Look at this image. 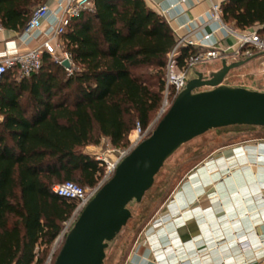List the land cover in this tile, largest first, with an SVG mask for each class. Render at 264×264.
<instances>
[{
    "label": "trees",
    "instance_id": "16d2710c",
    "mask_svg": "<svg viewBox=\"0 0 264 264\" xmlns=\"http://www.w3.org/2000/svg\"><path fill=\"white\" fill-rule=\"evenodd\" d=\"M45 0H0V27L23 30ZM62 35L71 72L44 53L41 67L0 80V264H53L49 250L75 202L52 192L66 180L93 187L103 169L82 149L101 138L124 146L136 122L159 110L176 36L144 0H93ZM237 30L264 24V0H225ZM196 50L180 47L178 61ZM256 127V126H251ZM60 248V247H59Z\"/></svg>",
    "mask_w": 264,
    "mask_h": 264
},
{
    "label": "crops",
    "instance_id": "0c3cea01",
    "mask_svg": "<svg viewBox=\"0 0 264 264\" xmlns=\"http://www.w3.org/2000/svg\"><path fill=\"white\" fill-rule=\"evenodd\" d=\"M144 1L175 36L190 31L197 39L217 27L207 17L209 0ZM48 28L44 21L37 38L25 43L22 30L0 27V54L35 47ZM213 36L220 45L235 42L223 30ZM161 210L155 220L161 225L147 227L122 264H264V136L221 147L185 177ZM241 242L248 243L244 251Z\"/></svg>",
    "mask_w": 264,
    "mask_h": 264
},
{
    "label": "water",
    "instance_id": "95a60500",
    "mask_svg": "<svg viewBox=\"0 0 264 264\" xmlns=\"http://www.w3.org/2000/svg\"><path fill=\"white\" fill-rule=\"evenodd\" d=\"M263 55L264 51L231 63L222 60L207 75L196 71L150 135L119 163L81 211L53 264H102L108 243L131 216L127 205L141 201L164 162L184 143L211 129L264 127V91L223 83L231 70ZM62 65L68 68L69 60Z\"/></svg>",
    "mask_w": 264,
    "mask_h": 264
},
{
    "label": "built area",
    "instance_id": "2783aa9c",
    "mask_svg": "<svg viewBox=\"0 0 264 264\" xmlns=\"http://www.w3.org/2000/svg\"><path fill=\"white\" fill-rule=\"evenodd\" d=\"M223 1L225 0H209L207 17L217 24L212 32L203 34L197 39L190 37V31L185 35L176 36V43L167 54L163 100L155 118L149 125L143 128L139 122H136L129 131L127 143L124 146L114 147L108 144L102 151L95 150L93 153L83 151L97 160L103 169L97 184L93 187L83 188L75 182L66 180L52 185L51 190L53 193L75 202L74 210L63 223L62 229L54 241L53 250L56 245L63 242L81 211L99 188L112 177L119 163L150 135L158 121L168 111L177 94L184 89L186 82L195 76L197 65L215 60L220 62L225 60L226 63H231L264 51V24L255 25L244 30L235 29L221 19V4ZM93 7V0H53L52 5L41 3L35 6L22 30L21 36L24 38L25 43L35 40L40 33L41 24L47 21L49 28L44 32L45 39L33 48L24 51L6 50L0 54V80L7 71H14L16 80L28 78L40 69L44 53L49 54L54 62L60 65L67 59L71 66L69 55L64 50L62 35L74 19L85 12H92ZM217 30H223L224 36L233 37L235 42L231 45H220L219 41L213 36V32ZM188 46L196 51L188 55L184 59V64L180 65L178 61L179 48ZM70 66L65 67L69 73L71 72ZM154 224L156 226L160 223L155 222ZM153 225L152 228H154ZM240 248L243 251L246 250L248 243L241 242ZM44 264H50V256Z\"/></svg>",
    "mask_w": 264,
    "mask_h": 264
},
{
    "label": "rangeland",
    "instance_id": "374dc122",
    "mask_svg": "<svg viewBox=\"0 0 264 264\" xmlns=\"http://www.w3.org/2000/svg\"><path fill=\"white\" fill-rule=\"evenodd\" d=\"M217 63L220 61L215 60L206 64H199L195 70L207 75L209 68ZM223 83L264 91V56L257 57L243 66L231 70ZM200 89L209 88L201 87ZM155 116L156 112L151 115V121ZM260 136H264V127L234 125L208 130L180 146L164 162L154 178L153 185L144 194L141 201H132L127 205L131 216L115 238L108 243L102 264L123 263L128 252H131L144 237V230L147 227H152L155 220L159 218V213H161L163 205L170 198L173 190L206 158L211 157L227 144ZM108 144V140L101 138L98 145H89L84 147L82 151L87 153H93L95 150L102 151ZM153 226L156 228L155 224ZM61 244L56 245L54 249H59ZM53 246L49 253L53 250Z\"/></svg>",
    "mask_w": 264,
    "mask_h": 264
},
{
    "label": "bare ground",
    "instance_id": "6f19581e",
    "mask_svg": "<svg viewBox=\"0 0 264 264\" xmlns=\"http://www.w3.org/2000/svg\"><path fill=\"white\" fill-rule=\"evenodd\" d=\"M158 223H160V222H158ZM161 225V223L160 224H157L155 227H158V226H160Z\"/></svg>",
    "mask_w": 264,
    "mask_h": 264
}]
</instances>
